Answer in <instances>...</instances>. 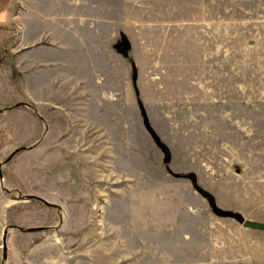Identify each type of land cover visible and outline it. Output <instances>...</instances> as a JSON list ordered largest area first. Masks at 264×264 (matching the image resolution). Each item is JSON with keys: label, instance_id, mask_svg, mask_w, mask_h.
<instances>
[{"label": "rangeland", "instance_id": "374dc122", "mask_svg": "<svg viewBox=\"0 0 264 264\" xmlns=\"http://www.w3.org/2000/svg\"><path fill=\"white\" fill-rule=\"evenodd\" d=\"M21 1L0 0V29L14 37L1 53L0 111L13 117L0 156L42 140L14 131L25 110L42 118L43 136L56 122L67 136L76 123L74 149L89 151L82 110L106 99L105 117L98 105L88 115L106 128V162L66 152L59 164L74 188L99 190L95 237L66 252L102 256L105 240L106 264H264V230L242 223L264 224V0H28L33 14H54L27 21L29 31L54 28L72 42L28 53L10 50L20 24L4 21ZM54 62L88 82L57 77L67 71ZM98 69L106 74L95 83ZM45 169L54 180V158Z\"/></svg>", "mask_w": 264, "mask_h": 264}, {"label": "crops", "instance_id": "0c3cea01", "mask_svg": "<svg viewBox=\"0 0 264 264\" xmlns=\"http://www.w3.org/2000/svg\"><path fill=\"white\" fill-rule=\"evenodd\" d=\"M27 1H21V9L16 16H6L4 19V21H11L12 23L17 20L20 24V30L17 31L16 39L13 40L12 45L9 47L11 48L10 50L28 53L32 50L46 47V49L54 52V48L71 47L72 42H68L62 35L60 36L54 32V28L52 30L43 29L39 32L29 31V22L27 23V21L32 22L34 20L35 23V21L48 18V16L54 20V14L43 15L42 13L39 14V12H37V15L33 14L34 10L28 11ZM12 34L11 30L3 31L0 29V71L5 65V62L1 61V53L7 51L8 45L6 43H8L9 39L14 38ZM105 50L106 48L104 47V51H102L105 52ZM58 64L60 63L54 62V72L62 73L63 69H66L67 73L57 75V77L60 78L61 75H67L70 80L88 82L87 77L90 78L89 76L82 74V72H74L70 67L60 68ZM61 64L66 65V63ZM27 67L30 69L32 65L26 62L22 70ZM104 68H107L106 61ZM105 69L104 71H99V69L94 71L92 77L95 78V83H99L101 76L106 74ZM66 81L67 79L61 82ZM261 95L260 98L262 99L264 93ZM77 96L76 98L70 97V99L75 101L84 99L82 95L80 97L79 95ZM55 99L57 101L66 100L67 97H60L56 93L54 95ZM93 99L89 98L84 110H82L83 118L86 122L82 126L85 130L89 128L92 132V138L90 137L91 139L88 142L90 149L80 153H77L76 149H74L76 147L74 138L77 137L74 132L80 130L76 123H74L73 128L68 123L71 129L67 136L71 132L72 135L70 139H67L68 143L65 145L66 142L63 140L67 136L65 135L66 128L64 126L60 127L57 125L58 122H56L54 134L50 132L48 134L47 132L43 136L44 123L42 118L37 117L31 110V112L29 110L17 111L18 119L17 123L13 125L14 131L30 134V141H33L32 139L34 138L37 140L39 136H41L42 140L40 139L39 143L32 149L19 151L7 162L4 157L0 156V264H91L95 258H97V261L95 260L92 264L100 262L99 258L104 259L103 262H100L101 264H106L105 240H102L103 246L99 244L98 247L101 248L98 255L102 253V256H93L94 253H85L82 250H77L75 257H73L72 253L66 252L67 244L72 246L87 245L91 242L90 238L92 236L95 237L96 230H93L95 225L89 210L93 206L96 207L95 197L99 195V190L96 188H74L72 174H67V171L64 172L65 170L62 171V174L65 173L66 176H60L59 173L60 167L62 168L59 164L64 161L63 155L66 152L68 156H71L72 162L74 161V156L76 159L81 160L80 163L87 160V162L103 164L106 162L108 146V140L104 135L106 128L100 122L101 120L96 121L95 119L90 122L89 118L91 105H98V111L100 110L99 119L105 117L106 110L101 109V100L106 99L102 95H98L97 98ZM93 101L95 102L94 104ZM56 105L60 106L61 104L56 102ZM37 113L39 114V112ZM73 115L75 119L78 118L75 113ZM12 117L13 113L11 111H0V137L2 132L8 133ZM87 117L89 120H86ZM0 140L2 139L0 138ZM91 148L98 149L99 153L97 152V156L92 155L90 152ZM76 154H79V156ZM23 155H26V157H23ZM92 157H97V159L93 161ZM53 158L54 180L52 177H46L45 169V164ZM101 159L104 160L101 161ZM96 175H99V173ZM49 182L51 184L50 187L46 186ZM75 211L79 212L77 216L74 215ZM4 233L6 258L3 257L2 248Z\"/></svg>", "mask_w": 264, "mask_h": 264}, {"label": "water", "instance_id": "95a60500", "mask_svg": "<svg viewBox=\"0 0 264 264\" xmlns=\"http://www.w3.org/2000/svg\"><path fill=\"white\" fill-rule=\"evenodd\" d=\"M18 150L19 149H17L13 153H11L10 156L8 158H6L5 161L6 162L9 161L10 158L14 155V153L17 152ZM166 161H167V159H166ZM0 176H1V168H0ZM34 198L38 199L36 197H34ZM38 200H40V199H38ZM242 223L246 228L255 229V230H264V224H261V223H256V222H251V221H243ZM2 248H3V257L6 258L5 233L3 236Z\"/></svg>", "mask_w": 264, "mask_h": 264}, {"label": "trees", "instance_id": "16d2710c", "mask_svg": "<svg viewBox=\"0 0 264 264\" xmlns=\"http://www.w3.org/2000/svg\"><path fill=\"white\" fill-rule=\"evenodd\" d=\"M29 108L32 109V107H29ZM32 110H34V109H32ZM33 112H34V111H33ZM32 147H33V145H32V146H29V147H22V148H19V150H18L17 152H15L14 155L17 154L20 150H24V149L32 148ZM14 155H13V156H14Z\"/></svg>", "mask_w": 264, "mask_h": 264}]
</instances>
